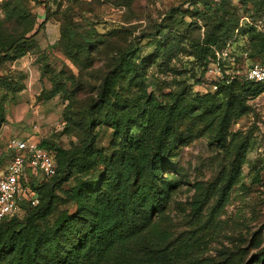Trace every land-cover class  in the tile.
<instances>
[{
    "label": "trees",
    "instance_id": "trees-1",
    "mask_svg": "<svg viewBox=\"0 0 264 264\" xmlns=\"http://www.w3.org/2000/svg\"><path fill=\"white\" fill-rule=\"evenodd\" d=\"M32 2L45 11L40 24ZM50 2L57 11L63 7L60 0H2L0 68L38 48L40 32L57 13L50 10ZM188 4L195 7L194 16H203V33L197 21L184 23L180 9L137 38L123 21L101 33L63 19L59 46L80 77L94 69L95 59L102 57L105 64L99 80L90 85V98L85 103L71 99L63 112L75 141L68 148L39 141L55 159L57 174L44 183L30 182L40 203L33 207L25 202L18 216L0 224V264H230L228 256L219 261L204 255L208 243L200 233L224 213L240 183L252 135L230 130L250 114L249 101L260 96L262 88L244 81L220 83L216 91L211 84L204 94L195 88L206 83L216 51L231 44L236 50L246 47L252 59L264 62V34L239 26L234 0ZM238 4L252 5L251 16L264 23V0ZM175 45L192 49L188 56L201 76L191 87L183 83L167 93L156 91L149 83L151 69L160 54L172 52ZM153 47L154 53L141 56L144 48ZM0 91L17 95L25 85L0 75ZM5 122L0 103V131ZM202 133L224 151L228 165L208 189L195 187V226L202 224L204 208L212 202L205 225L177 236L159 225L178 185L170 175L173 158L187 138ZM101 136L109 140L106 146ZM11 158L9 151L0 156V168ZM253 260L264 264V248Z\"/></svg>",
    "mask_w": 264,
    "mask_h": 264
},
{
    "label": "rangeland",
    "instance_id": "rangeland-1",
    "mask_svg": "<svg viewBox=\"0 0 264 264\" xmlns=\"http://www.w3.org/2000/svg\"><path fill=\"white\" fill-rule=\"evenodd\" d=\"M60 1H63V7L59 11L50 2V10L57 13L54 20L47 22L45 29L40 32L38 48L21 60L0 68V75L14 78L25 85V91L17 95L0 91V103L4 105L6 119L0 131V156L7 154L9 142L15 138H33L40 142L48 140L63 148H68L75 141L71 130H66L63 112L71 104V99L85 103L90 98V85L99 80L105 61L102 57L95 59L94 69L84 72V78L80 77L79 70L62 54L59 46L62 21L66 17L78 28L96 27L101 33L110 31L112 23L123 21V25L132 26L133 36L137 38L142 31H151L172 10L180 9L185 13L183 21L186 25L197 21L202 33L204 32L203 16H194L195 7H189L188 3L192 0ZM207 1L218 3L220 0ZM234 2L239 7V26L245 18L258 21L251 16L254 11L252 5L244 8L239 6V0ZM31 5L40 24L46 18L45 11L35 7L34 2ZM188 7L190 10L186 12ZM197 8L200 11L203 9L202 5ZM2 18L0 8V20ZM191 50L189 47L175 45L172 52L167 50L160 54L151 69L154 77L151 79L150 75L149 82L155 85L156 91L167 93L183 83L189 87L195 84L202 70L188 56V51ZM154 52V47L144 48L140 54L144 57ZM213 77L206 78L203 87H197L195 91L202 94L210 92ZM249 105L252 109L250 114L237 121L230 130L232 133L252 135L240 183L234 187L224 213L208 230L204 229L200 233L208 243L206 250H203L204 255L219 261L228 256L231 258L230 264H245L250 261L255 264L254 256L264 248V99L257 96L250 99ZM99 141L106 146L109 140L101 136ZM210 141L205 133L187 138L174 155L175 166L170 175L178 185L159 225L177 236L187 235L205 225L212 202L204 208L202 224L195 226L192 214L195 187L199 185L204 190L208 189L228 165L224 151ZM6 165L7 160L0 168V174L4 172ZM66 187H71V184ZM69 210L74 211L71 206Z\"/></svg>",
    "mask_w": 264,
    "mask_h": 264
},
{
    "label": "built area",
    "instance_id": "built-area-1",
    "mask_svg": "<svg viewBox=\"0 0 264 264\" xmlns=\"http://www.w3.org/2000/svg\"><path fill=\"white\" fill-rule=\"evenodd\" d=\"M243 26H249L264 34L263 21L245 18L241 27ZM212 75L214 80L210 83L213 91L218 89L220 83L244 81L260 86L262 88L260 97L264 99V62L252 59L246 47L244 50H236L231 44L224 50L216 51L206 78ZM8 146L12 158L4 172L0 174V224L18 216L25 202L33 207L40 203L30 182L36 180L44 183L57 174L55 159L49 151L40 146L39 141L33 138H15Z\"/></svg>",
    "mask_w": 264,
    "mask_h": 264
}]
</instances>
